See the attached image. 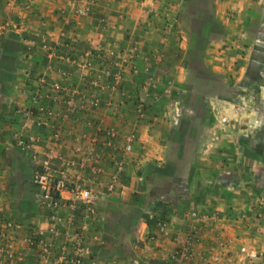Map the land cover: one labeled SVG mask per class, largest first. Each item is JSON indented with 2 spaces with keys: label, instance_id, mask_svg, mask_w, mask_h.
Returning a JSON list of instances; mask_svg holds the SVG:
<instances>
[{
  "label": "crops",
  "instance_id": "0c3cea01",
  "mask_svg": "<svg viewBox=\"0 0 264 264\" xmlns=\"http://www.w3.org/2000/svg\"><path fill=\"white\" fill-rule=\"evenodd\" d=\"M194 1L0 0V197L10 214L25 223L46 222L35 202L37 186L29 190L22 176L33 173L43 148L56 143L67 89L52 83L70 75L78 85L69 90L77 97L79 83L88 80L81 90L88 106L94 97L103 101L87 114L70 115V133L60 135L61 150L76 155L78 175L99 197L94 249L102 258L163 263L174 244L145 218L147 212L155 210L169 222L170 234L183 240L194 227L184 213L200 209L206 216L197 224L195 260L219 253V264H260L238 247L264 250V215L256 218L251 201L257 193L264 199V182H257L264 178V23H251L264 0H208L205 12L215 29L207 28L203 43L185 23L186 6ZM85 50L93 52L86 54L87 63ZM69 51L75 65L60 60ZM86 64L85 78L78 67ZM113 78L121 85L114 86ZM229 86L236 90L232 96ZM27 108L45 111L43 124L25 131ZM105 108L119 113L114 120L103 118L105 126L135 132L134 149L125 158L109 147L97 154L77 149L80 139H96L78 134L80 121L95 123V111ZM22 131L37 139L35 148L19 143ZM223 173L232 180V198L219 195ZM138 235L158 239L137 250L132 240ZM227 242L231 251L223 247Z\"/></svg>",
  "mask_w": 264,
  "mask_h": 264
},
{
  "label": "built area",
  "instance_id": "2783aa9c",
  "mask_svg": "<svg viewBox=\"0 0 264 264\" xmlns=\"http://www.w3.org/2000/svg\"><path fill=\"white\" fill-rule=\"evenodd\" d=\"M78 13H86L85 7H78ZM91 51L88 50L87 55ZM61 60L76 63L77 58L69 53L60 56ZM94 101H99L93 98ZM78 106H71L70 111L76 112ZM45 108H27L23 111L24 123L22 128L30 130L34 124L41 123ZM52 114V110H47ZM56 129V143L43 148L38 170L34 175L37 186L35 202L45 214L46 222L32 221L25 223L9 213L7 206L0 197V264H126L124 259H104L94 249L96 225L99 216V197L87 179L79 176L74 154L65 150L60 132ZM116 128V126L114 127ZM113 134L114 130H107ZM135 134L125 136V150L133 151ZM19 143L29 148L37 146V139L30 132H19ZM78 156V155H77ZM111 188H109L110 190ZM194 224L192 232L181 240L170 234L169 222L159 217L158 213L148 211L146 219L154 222L173 244L166 260L158 264H181L180 260L194 259V248L201 240L197 224L206 216L204 210L194 209L184 213ZM156 236L134 238L133 246L141 250L150 241L157 240ZM224 248L230 249V243H224ZM233 250V249H232ZM240 254L250 260L264 264V250L252 244H241ZM223 253H221L222 256ZM204 261L194 259L193 264H219V253ZM140 257L133 259V264H139Z\"/></svg>",
  "mask_w": 264,
  "mask_h": 264
},
{
  "label": "rangeland",
  "instance_id": "374dc122",
  "mask_svg": "<svg viewBox=\"0 0 264 264\" xmlns=\"http://www.w3.org/2000/svg\"><path fill=\"white\" fill-rule=\"evenodd\" d=\"M208 6H209L208 0H195L193 2L192 6H190V4L188 6H186L185 15H184L185 16V23L191 25V27L195 30V33L198 36H200L202 43L206 39L207 28H214L215 29V25H214L212 18L210 17L209 14H207L205 12V11H207ZM191 7L194 8L195 10L192 9ZM259 14H260V16H257V18H255L251 22L252 25L255 27L256 26L258 27L261 23H264V10L261 11ZM219 31H220V25H219ZM261 37L264 39V30H263V36H261ZM87 52L88 51H86V50L82 52V56L86 57V58L84 57L83 63H87V58H88V56L86 55ZM67 53L74 56V54L71 51H69ZM90 55H93V52H91ZM99 58H102V57L100 56ZM60 60H61V58H60ZM76 63H70V64L75 65ZM87 67H89L88 64H86L85 66L80 65L78 67L81 71L83 70L82 74H83V76H85V78H86V76H88ZM113 80L116 82L114 84V86L117 87V86L121 85V82L117 81L115 78H113ZM87 82H88V80L86 79V80H84V82L79 83V88H82V89H80L78 97L76 96V94H74L75 92L69 90L70 87L78 85L77 83H73V80L71 79L70 75H67V76L64 75V77H62L61 82L58 81L56 83H52V87H59L62 90L67 89L65 91L64 95L62 96L63 101L61 102V104L63 103L62 104L63 111L59 112L61 114V115H59V117L61 119H60V123L58 124V126H59L58 131L60 132V135L61 134L67 135L70 133L69 132L70 131L69 130V124L72 123L68 120V117L70 115H76L79 111L80 112L85 111L84 113L87 114L88 113V112H86L87 109L93 108L92 106L95 105L94 106L95 108L102 106L103 101H101V100H99V101L96 100V101H94V103L90 102V106H88L89 99L87 98V96H84L83 92H81V90H83V88L86 89L87 86L89 85V83H87ZM103 84L104 83L99 82V83H96V86L100 87V86H103ZM220 88L221 87L219 85V89ZM226 88H228L226 90V93L228 96H232L233 93H236V90L233 91L231 89V86L226 87ZM76 97L78 98V104H79L78 107L79 108L76 112L72 113L69 108H71V106H73L75 103L77 104ZM116 98H117V95H113V99L111 100L110 103L112 104ZM92 104H94V105H92ZM111 107H112V105H111ZM95 112H96L95 123L92 121H88L87 118H86L87 121H80L81 123H84V124L80 127L78 134L81 135L82 137H86V136H89L91 133H93V135L96 139L92 140L90 142H88L87 139H80V142L77 143V149L82 154L83 153H85V154L86 153H92V152L94 154H97L98 152L101 153V152H103V150H106L105 149L106 147H109L110 149H113V151L115 153H121L122 157L124 156V158H125V155L127 153L129 154L132 152V151L127 152L125 150V147H124L125 136L127 134H130V133L135 134V132L132 131V132L125 133L124 131H120L117 127L114 128L115 126H113L112 123H109V122H107L108 125L105 126L104 119L110 117L111 119L113 118V120H114V118L119 115V113L116 112L115 110L112 111V109L105 108L102 110L99 109L98 111H95ZM51 115L52 114H50L49 116H51ZM79 120H81V117L79 118ZM87 122L88 123L90 122V124L86 125ZM109 129H113L114 133L111 135L108 134L107 130H109ZM73 132H75V131H73ZM64 144L68 145L66 142ZM244 164H245L244 168L248 169L250 167V164L248 163V159H246L244 161ZM37 170H38V165L34 169L33 173L31 172V170L30 171L26 170V174L22 176V178L24 179L23 182H25L26 186H29V190L33 189L34 175L37 172ZM235 174H236L235 175L236 177H239L238 179H242V177L239 173H235ZM226 175H228V174H226V173L219 174V195L223 199L232 198L233 195H231V193L235 192V190L232 191L231 189H228L229 188L228 185L231 184L230 181H232V180L230 177H227ZM234 179H236V178H234ZM263 180H264V178H262V176H260L259 179L257 180V182L260 184H263V182H264ZM244 184L246 185L247 182L244 181ZM225 185L228 187H226ZM223 186H225L224 187L225 193H224V191H222ZM247 197L249 198V196H247ZM251 201H254V206L252 207V209L255 211L254 214L256 215V218L261 219V217L264 215V199L262 197V194L257 193V194H255V196L252 195ZM225 213L226 214H232V212H230V211H226ZM133 225L131 224V227H133ZM132 242H134V239L132 240Z\"/></svg>",
  "mask_w": 264,
  "mask_h": 264
}]
</instances>
